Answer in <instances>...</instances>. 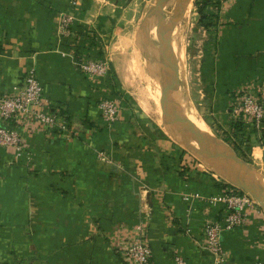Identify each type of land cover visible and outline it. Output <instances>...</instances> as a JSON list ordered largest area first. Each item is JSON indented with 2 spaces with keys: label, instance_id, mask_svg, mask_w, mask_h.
I'll return each instance as SVG.
<instances>
[{
  "label": "crops",
  "instance_id": "crops-1",
  "mask_svg": "<svg viewBox=\"0 0 264 264\" xmlns=\"http://www.w3.org/2000/svg\"><path fill=\"white\" fill-rule=\"evenodd\" d=\"M122 1L0 0V94L17 92L25 71L34 69L73 134L29 137V151L19 158L0 150V264H125L113 244L138 226L147 232L151 264H174V254L188 264L210 263L201 228L207 216H221L223 209L210 200L227 183L243 184L210 162L204 165L220 179L184 162V145L164 132L159 110L181 126L205 130L179 88L164 100V84L146 69L155 119L128 91L130 72L146 78L140 63L151 47L147 38L129 36L120 49V33L113 32L109 61L127 101L110 130L98 109L103 84L78 72L58 41L59 13L73 17L80 45L89 30L99 35L102 29H126L117 17L131 0ZM213 30L216 48L207 79L216 109L225 112L239 88L264 95V0H221ZM254 141L251 159L264 165V131ZM250 198L264 205V194ZM262 219L254 207L242 227L221 235L224 264H254L263 254Z\"/></svg>",
  "mask_w": 264,
  "mask_h": 264
},
{
  "label": "rangeland",
  "instance_id": "rangeland-1",
  "mask_svg": "<svg viewBox=\"0 0 264 264\" xmlns=\"http://www.w3.org/2000/svg\"><path fill=\"white\" fill-rule=\"evenodd\" d=\"M120 1L123 2L122 0ZM127 1L128 0H125V2ZM173 1L174 0H169L168 7L166 9L167 12L173 13V11H169L170 9L172 10V7L176 5V2ZM213 2L214 4L208 5L205 11L207 14H212L213 16H215L216 19H212L208 22H200V16L197 12V9L200 7V0H188L186 11L183 13V15H178V19L181 21L176 20L175 24H177L173 25L174 27H172V30L170 28L168 31L161 32L159 30L160 24H158L156 20L158 12L153 10L155 3L154 0H131L127 2L128 9H126V11L125 9H122L123 12L117 17L119 21L118 25H125L126 29H119L118 31H111L107 29L100 30L99 37L102 39V41H105L101 47V50L103 51L101 53V56L108 61L111 67V61H109L110 56L108 55L107 48L109 47V44L113 39V32L120 33V49H122L121 45L123 43V40L129 36L130 38L133 36L139 38H147L148 42H146V44L150 45L151 47H148V49L145 47V60L144 63H142L143 61L140 63L141 70L145 69L146 78L144 79L142 78V76L130 72V75L126 79L128 82V91L131 93V95H133L132 97L137 99V101L141 103V105H144L148 109L147 112L150 113V115L154 118L156 112L155 105L153 104L154 100H152V103L148 95V90L150 91V93H152V89L150 87L152 81L148 82L147 72L150 71L152 77L154 79H157V83L158 79L159 81L161 79V82L163 84L165 83V76L170 72V64L168 65V63H165L163 59H161L162 57L160 56L159 51L161 48V44L163 43L162 45H164L165 52H167V54L170 55L171 60L177 64L176 71L178 75H176L178 78H180H177L178 80L175 84H173L171 88H169L167 93L169 94V92L173 90L178 91V85H180L184 100H186L189 107H191L195 111L205 130V133H203L201 131H197L194 128L189 129L185 124L181 126L171 121L165 114L163 109L159 110L160 113L158 115V118L161 121L164 132L181 146L184 145L185 150L181 148L184 151V162L188 161L189 165H193L194 167L198 166L201 171L211 174V176L216 179H220V176L218 177L204 165L206 164V162H209L204 157H206L212 151V148H219L225 154L232 157V153L230 151L231 149L234 152L235 156L239 158V160L236 161L240 164V166H242V168H248V170L252 172V174H247L261 179L262 184L264 183V165H262L259 160H252L250 156L251 148L255 142L254 136L251 135L250 140H246L245 137L236 138L233 136L232 123L234 117L233 113L230 111L231 102L229 103L228 111L226 110L224 112V110L221 111L220 109L218 110V108L216 109V102L212 96L211 88L208 83L206 68L209 64V54L214 53L216 48V42L214 40L216 33H214L215 30L213 29L217 28V15L219 12L221 0H214ZM124 4L126 5V3ZM175 8H177V6ZM174 11L176 10L174 9ZM178 12V14H181L180 8L178 9ZM172 13L166 14V12L163 10V14H161V17L159 19L160 23L162 22L161 24L166 25L172 18H170V16H172ZM182 17L184 20L182 19ZM202 23H212L213 25L212 27L209 26V28L206 29L204 28ZM114 25H117V23L114 22L113 27ZM125 33H129V35H125ZM158 45H160V47ZM165 46L167 47L168 51L166 50ZM128 50V55L133 59L135 54L133 53L134 49L131 51V49L128 48ZM89 54L91 55V57H96V54L94 52H90ZM160 63L161 68L157 69ZM164 65H166L169 69ZM158 70L159 74H157ZM157 75L159 76L157 77ZM109 77L112 79V84L116 87L115 89L118 92V84L115 78V72H113L112 68L110 70ZM239 90L240 88L237 89L236 92H238ZM118 93L117 95H121L120 92ZM121 97L122 101L120 110H122L124 103H126L127 101L125 95L122 94ZM128 98L131 100V96H129ZM171 99L173 100V98ZM231 99H233V97ZM153 120L150 121L151 124L153 123V125L157 127L156 123L154 122L155 120ZM178 122L182 123L180 119H178ZM115 123L111 124L109 127H106V125L104 126L105 128L110 130ZM192 134L197 135L198 139H194ZM177 137L180 138V140H177ZM235 149H237L239 153H237ZM101 155L102 154L99 153V156ZM103 158L106 160L105 156ZM222 168L225 170V173H229V176L231 175L235 179L241 181L238 175L228 171V169L224 166H222L221 169ZM262 189L263 188L260 185L255 194H264ZM254 206L259 209L257 204L254 203ZM258 217L261 218V215L258 214Z\"/></svg>",
  "mask_w": 264,
  "mask_h": 264
},
{
  "label": "built area",
  "instance_id": "built-area-1",
  "mask_svg": "<svg viewBox=\"0 0 264 264\" xmlns=\"http://www.w3.org/2000/svg\"><path fill=\"white\" fill-rule=\"evenodd\" d=\"M57 22L58 41L68 48L65 53L72 59L77 71L89 81H99L103 84L98 109L103 124L109 127L118 120L122 97L117 95L113 88L112 79L109 77L110 64L101 56L103 52L101 47L105 41H102L94 31L89 30L88 35L91 40L82 49L80 37L72 30L73 17L59 13ZM90 52H95L97 56L91 57ZM230 102L233 123L241 119L257 133L263 129L264 95L257 96L250 89L242 88L234 94ZM37 134L73 135L65 118L54 109L44 95L43 87L36 78L34 69L30 68L25 71L22 85L17 92L0 94V150L14 158L25 156L29 151L27 138ZM210 203L222 205V215H210L204 219L201 228L202 249L210 257L209 264H224L221 235L242 227L246 222L247 214L255 206L248 194L235 187L226 188L220 196L211 199ZM122 236L117 237L113 244V249L122 262L151 264V251L145 228L138 226L130 234ZM172 257L174 264H188L177 254ZM254 264H264V252Z\"/></svg>",
  "mask_w": 264,
  "mask_h": 264
},
{
  "label": "water",
  "instance_id": "water-1",
  "mask_svg": "<svg viewBox=\"0 0 264 264\" xmlns=\"http://www.w3.org/2000/svg\"><path fill=\"white\" fill-rule=\"evenodd\" d=\"M167 1H169V0H160L158 2L156 1L154 3V7H153V10L158 12V15L156 16V20H157V23L160 24L159 30L161 32L168 31L170 28H172V26L175 24V21L177 20L178 15L181 16L186 11V7H187V3H188V0H174L176 2V6H177V8H175L176 11L173 12V15H172L173 18H171V20L166 25H164V24L160 23L159 19L161 17V14H163V9H164L165 3H167ZM179 8H181V14L177 13ZM159 53H160V56L162 57L161 59H163V61L165 63L170 64V72L165 76L166 78H165V83H164V85H165L164 100H165L168 97L167 91L177 81V75H178L176 72L177 64L171 60L170 55H168L165 52L164 45H162V44H161V48H160ZM165 92H166V95H165ZM192 136L194 139H196V140L198 139L197 135L192 134ZM209 143H211V142H209ZM221 143H223V142H221ZM211 150L212 151L206 156V160L209 161L212 165H215L217 167V169H220L222 166H224L230 172L238 175L241 179L242 184H243V188L236 187L237 189L243 191L244 193H246L250 196H251V194H254L255 192H257L262 180L256 178L253 175H249V174L245 173L243 170H241L236 163V160H239V158H237L235 156L234 152L231 149H230V151L232 153V157L227 156L219 148L218 149L212 148ZM258 208L260 209V211L262 212V214L264 216V205L260 204V205H258Z\"/></svg>",
  "mask_w": 264,
  "mask_h": 264
},
{
  "label": "trees",
  "instance_id": "trees-1",
  "mask_svg": "<svg viewBox=\"0 0 264 264\" xmlns=\"http://www.w3.org/2000/svg\"><path fill=\"white\" fill-rule=\"evenodd\" d=\"M213 1L214 0H200V2H201L200 3V7L197 9V12H198V14L200 16V18H199L200 22H206V21L208 22V21H210L212 19L213 20L216 19L215 16H213L212 14L209 15L205 11V9L207 8L208 5L214 4ZM202 24H203L204 28H206V29L209 28V26L212 27V25H213L212 23H207V24L206 23L205 24L202 23ZM86 35H88V34H86ZM86 35H84L82 37V41H83L82 44L83 45L82 44L80 45L82 49H84V46H85L84 44H86L88 41L91 40L90 36L89 35L86 36ZM232 131H233V136L234 137H236V138L245 137L246 140H250L251 135L255 137L256 134H257V131L255 129H253V127L245 125V123L243 121H241V119L240 120H236L234 123H232ZM263 131H264V127H263ZM263 131L261 129L259 133L263 134ZM260 144H264V142H261ZM235 151L237 153H239V151L237 149H235ZM224 186L226 188H231V189L234 188V187H232L229 184L224 185Z\"/></svg>",
  "mask_w": 264,
  "mask_h": 264
},
{
  "label": "bare ground",
  "instance_id": "bare-ground-1",
  "mask_svg": "<svg viewBox=\"0 0 264 264\" xmlns=\"http://www.w3.org/2000/svg\"><path fill=\"white\" fill-rule=\"evenodd\" d=\"M189 1H190V0H189ZM191 1H192V0H191ZM173 2H174V1H173ZM173 2H172V3H173ZM168 3H169V1H167V3H165V6H164L165 8L163 9L164 11H166V14L172 13V12H167V10H166L167 7H168ZM172 3H171V4H172ZM173 4H174V3H173ZM175 7H176V5H175L174 7H172V10L169 8V9H170L169 11H173V12H175V11H174ZM180 9H181V8H180ZM178 13H179V12H178ZM170 15H171V14H170ZM172 15H173V13H172ZM171 17H172V16H170V18H171ZM187 17H188V16H187ZM172 18H173V17H172ZM182 19H183V17H182ZM185 19H186V17H185ZM170 20H171V19H170ZM178 20H179V19H178V17H177V21H178ZM183 20H184V19H183ZM183 20H182V21H183ZM161 21H162V19H161ZM179 21H181V20H179ZM186 21H187V20H186ZM175 22H176V21H175ZM161 23H162V22H161ZM176 24H177V23H176ZM176 24H175V25H176ZM172 27H174V26H172ZM175 28H177V27H175ZM171 30H172V28H171ZM178 30H179V29H178ZM169 32H170V31H169ZM175 32H176V31H175ZM181 34H182V33H181ZM170 38H171V36H170ZM172 38H173V37H172ZM171 40H172V39H171ZM162 44H163V43H162ZM182 45H183V44H182ZM158 46L160 47V45H158ZM165 47H166V46H165ZM158 49H159V48H158ZM166 50H167V47H166ZM167 51H168V50H167ZM166 53H167V52H166ZM181 58H182V57H181ZM159 59H160V58H159ZM160 65H161V63L159 64V66H160ZM168 65H169V64H168ZM164 66L167 67L166 65H164ZM165 67H164V68H165ZM160 68H161V66H160ZM167 68H168V67H167ZM167 68H166V69H167ZM168 69H169V68H168ZM168 69H167V70H168ZM180 69H181V68H180ZM168 72H169V71H168ZM176 72H177V71H176ZM177 78H178V77H177ZM178 79H180V78H178ZM178 79H177V80H178ZM178 88L181 90L180 85H178ZM186 135H187V134H186ZM186 137H187V136H186ZM185 139H186V138H185ZM186 141H187V140H186ZM188 142H189V141H188ZM185 143H187V142H185ZM186 145H187V144H186ZM187 147H188V146H187ZM189 147H190V146H189Z\"/></svg>",
  "mask_w": 264,
  "mask_h": 264
}]
</instances>
